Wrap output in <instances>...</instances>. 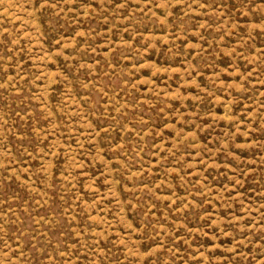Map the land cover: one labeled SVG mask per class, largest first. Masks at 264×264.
Returning a JSON list of instances; mask_svg holds the SVG:
<instances>
[{"label":"rangeland","instance_id":"374dc122","mask_svg":"<svg viewBox=\"0 0 264 264\" xmlns=\"http://www.w3.org/2000/svg\"><path fill=\"white\" fill-rule=\"evenodd\" d=\"M0 264H264V0H0Z\"/></svg>","mask_w":264,"mask_h":264}]
</instances>
